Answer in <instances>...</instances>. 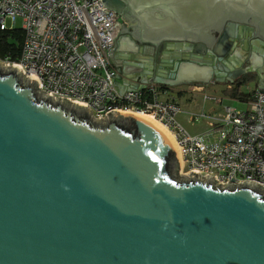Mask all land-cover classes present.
<instances>
[{"label":"water","instance_id":"water-1","mask_svg":"<svg viewBox=\"0 0 264 264\" xmlns=\"http://www.w3.org/2000/svg\"><path fill=\"white\" fill-rule=\"evenodd\" d=\"M103 2L132 23L112 51L116 80L144 65L128 91L215 76L264 93V0ZM140 47L166 48L156 71ZM37 84L0 64V264H264V189L179 181L177 147L154 121L94 122Z\"/></svg>","mask_w":264,"mask_h":264},{"label":"built area","instance_id":"built-area-1","mask_svg":"<svg viewBox=\"0 0 264 264\" xmlns=\"http://www.w3.org/2000/svg\"><path fill=\"white\" fill-rule=\"evenodd\" d=\"M18 18L20 60L0 59V64L18 68L27 81L35 78L38 93L85 107L95 121L123 112L153 118L174 137L179 167L188 179L194 172L222 189L245 183L264 189L263 92L249 96L245 112L225 107L212 115L189 114L192 125L207 124L193 135L177 121L183 110L172 90L155 84L140 91L118 89L111 56L121 24L103 0H0V32L15 30ZM211 101L222 104L223 98L205 93L204 102Z\"/></svg>","mask_w":264,"mask_h":264},{"label":"rangeland","instance_id":"rangeland-1","mask_svg":"<svg viewBox=\"0 0 264 264\" xmlns=\"http://www.w3.org/2000/svg\"><path fill=\"white\" fill-rule=\"evenodd\" d=\"M11 22L8 20L7 25H10ZM16 29L22 28V19L18 18L15 23ZM3 66H7L6 64L1 63ZM179 87L173 88L172 96L176 98L180 104V107L183 110V116L180 117V122H182L190 131V133L197 134L201 131V125H191L188 124L189 114H199L205 112L206 114L212 115L214 113H218L222 111L225 107H231L233 109H237L240 112H245L247 110V103L238 101L233 99L228 91L224 90V86L221 83H216L215 85L204 86V90L202 93H190V88L186 89L187 91L178 90ZM184 88V87H183ZM185 89V88H184ZM178 90V91H177ZM242 90L245 93H248V87H242ZM207 93L210 96L223 98L222 104H217L214 101L204 102V95ZM193 100V101H192ZM93 120V119H92ZM94 122H97L93 120ZM105 122V121H102ZM180 166V165H179ZM172 174L179 181H186L188 178L185 175L184 171L180 169V167L175 166L172 169Z\"/></svg>","mask_w":264,"mask_h":264},{"label":"trees","instance_id":"trees-1","mask_svg":"<svg viewBox=\"0 0 264 264\" xmlns=\"http://www.w3.org/2000/svg\"><path fill=\"white\" fill-rule=\"evenodd\" d=\"M23 43V33L19 29L13 31L0 32V59H7L10 63H15L20 60L21 46ZM247 86V80H240L233 84L230 90H227L233 99L245 102L250 94H245L241 91L242 87Z\"/></svg>","mask_w":264,"mask_h":264},{"label":"crops","instance_id":"crops-1","mask_svg":"<svg viewBox=\"0 0 264 264\" xmlns=\"http://www.w3.org/2000/svg\"><path fill=\"white\" fill-rule=\"evenodd\" d=\"M122 25L123 24H121V26H120V31H121V28H122ZM251 42H252V39H249V45L251 44ZM183 46H187L188 45V43H183L182 44ZM178 46V45H177ZM154 50H156L157 51V49H154ZM145 57H147V56H145ZM158 63H157V61H155L154 62V65H153V71H156V69H157V67H158ZM141 67H142V69H141ZM144 71H145V69H144V65L143 66H140V71L139 72H137L136 74H125V73H123L122 74V78L120 79V80H116V85H117V87H118V89L120 90V91H128L130 88H132L129 84H135L136 86H139L140 87V84L139 85H137V83H136V81H137V79H138V77L139 78H142L143 77V75H144ZM130 77L132 78V79H134L135 78V80H132V79H130ZM224 80H227L226 78L224 79ZM223 86L225 87L224 88V90L225 91H227V90H230L231 88H232V84H228V85H226V84H223ZM185 89H184V88ZM201 87H203L204 88V86H201V85H194V84H192V83H185V84H182L181 86H179V88H178V90H181V91H187L186 89H188V88H190L191 90L189 91L190 93H194V96H195V93H198V92H195V90L197 89V88H201ZM246 87H248V93H245L242 89H241V91L243 92V93H245V94H252L254 91H256L257 89H256V87H254V85L253 84H248ZM174 90V89H173ZM172 90V91H173ZM177 90V91H178ZM177 100V99H176ZM178 101V100H177ZM193 101V100H192ZM179 103V102H178ZM183 112L180 114V115H178V117H177V121H178V123L188 132V133H190V131H188V129H187V127L182 123V122H180V117H185V116H183ZM188 124H191V122H190V119H188ZM192 125V124H191ZM201 125V132H203V131H205L206 129H207V124L205 123V122H203V123H201V124H199V126ZM194 126V125H193ZM200 132V133H201ZM190 134H192V133H190ZM197 134H199V133H197ZM194 135H196V134H194Z\"/></svg>","mask_w":264,"mask_h":264},{"label":"flooded vegetation","instance_id":"flooded-vegetation-1","mask_svg":"<svg viewBox=\"0 0 264 264\" xmlns=\"http://www.w3.org/2000/svg\"><path fill=\"white\" fill-rule=\"evenodd\" d=\"M210 5V11H214L215 9H216V3L215 2H213V0H212V4H209ZM213 5H214V7H213ZM212 8V9H211ZM206 14H208V13H206ZM211 14V13H210ZM118 21L120 22V24H123V27L124 28H129L130 26H131V20L130 21H122L123 19L120 17V16H118ZM214 19V18H213ZM259 22H261V23H264L263 21H261V20H259ZM133 26V25H132ZM136 26H138L139 27V24L137 25L136 24ZM140 28H138V30H139ZM126 35L125 34H123V35H121V36H119V39H117L116 40V42L119 44L120 42V39L122 38V37H125ZM237 45V43H236V41H233L232 42V46H231V50H234L235 49V46ZM140 49L144 52V56H147L146 58H148V60L149 61H151V65H154V62L155 61H157V63L159 62V60H160V56L163 58L166 54H167V50H166V48L164 47L163 49L162 48H160L159 49V51L157 50H154V48L153 47H140ZM227 50H224V52H226ZM222 52V51H221ZM158 53V54H157ZM223 53V52H222ZM160 54V55H159ZM157 55H158V58H157ZM212 83H214V85L216 84V83H218V82H216V77L215 76H213V82Z\"/></svg>","mask_w":264,"mask_h":264},{"label":"bare ground","instance_id":"bare-ground-1","mask_svg":"<svg viewBox=\"0 0 264 264\" xmlns=\"http://www.w3.org/2000/svg\"><path fill=\"white\" fill-rule=\"evenodd\" d=\"M149 119H151L152 121H154L156 124H158L160 127H162L169 135H170V137L172 138V140H173V142L175 141L174 140V137L171 135V133L167 130V128H165L164 126H162V125H160L159 123H157L153 118H150V117H148ZM201 181H203V180H201ZM203 182H205V181H203Z\"/></svg>","mask_w":264,"mask_h":264}]
</instances>
